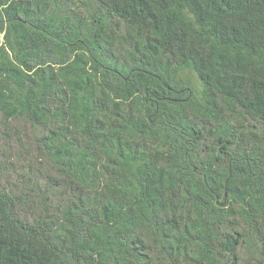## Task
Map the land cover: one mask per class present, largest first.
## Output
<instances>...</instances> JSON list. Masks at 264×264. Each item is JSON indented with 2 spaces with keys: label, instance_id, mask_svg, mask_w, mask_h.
<instances>
[{
  "label": "trees",
  "instance_id": "16d2710c",
  "mask_svg": "<svg viewBox=\"0 0 264 264\" xmlns=\"http://www.w3.org/2000/svg\"><path fill=\"white\" fill-rule=\"evenodd\" d=\"M0 118V264H264V0H0Z\"/></svg>",
  "mask_w": 264,
  "mask_h": 264
},
{
  "label": "rangeland",
  "instance_id": "374dc122",
  "mask_svg": "<svg viewBox=\"0 0 264 264\" xmlns=\"http://www.w3.org/2000/svg\"><path fill=\"white\" fill-rule=\"evenodd\" d=\"M6 127V131L11 135L12 147H4L5 142L0 141V186L14 188L18 185V189L25 188L24 184L29 182V172H34V174L41 177L52 176L53 172L50 166L44 162H37L32 151L30 149L26 150L27 144L23 139V147L18 145V134L21 141L23 132H29V130L27 131L15 122L11 125L7 124ZM0 129H3L1 123ZM31 159L32 162L29 163Z\"/></svg>",
  "mask_w": 264,
  "mask_h": 264
}]
</instances>
